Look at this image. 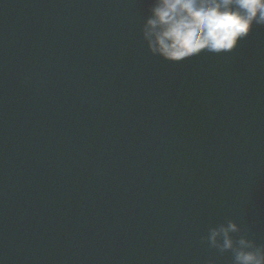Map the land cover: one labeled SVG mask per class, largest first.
<instances>
[{"label": "water", "instance_id": "water-1", "mask_svg": "<svg viewBox=\"0 0 264 264\" xmlns=\"http://www.w3.org/2000/svg\"><path fill=\"white\" fill-rule=\"evenodd\" d=\"M150 4L0 0V264H232L228 219L264 245V25L170 62Z\"/></svg>", "mask_w": 264, "mask_h": 264}, {"label": "clouds", "instance_id": "clouds-1", "mask_svg": "<svg viewBox=\"0 0 264 264\" xmlns=\"http://www.w3.org/2000/svg\"><path fill=\"white\" fill-rule=\"evenodd\" d=\"M262 25L264 0H151L141 35L151 54L178 63L203 52L230 53ZM202 239L220 253L230 251L232 264H264V245L235 220L209 227Z\"/></svg>", "mask_w": 264, "mask_h": 264}]
</instances>
